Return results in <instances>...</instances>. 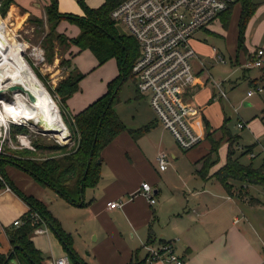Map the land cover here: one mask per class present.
I'll return each instance as SVG.
<instances>
[{
    "label": "crops",
    "instance_id": "0c3cea01",
    "mask_svg": "<svg viewBox=\"0 0 264 264\" xmlns=\"http://www.w3.org/2000/svg\"><path fill=\"white\" fill-rule=\"evenodd\" d=\"M39 1L43 8L36 0H14L11 10L23 8L26 12L42 16L51 0ZM105 1L85 0V3L91 8H98ZM255 2L262 4L264 10V0ZM58 8L61 13L84 14L79 0H58ZM231 8L227 19L229 26L233 25L232 54L229 52V59H226L224 52L220 53L215 46L212 47L213 56L215 54L221 63H227L229 60L241 70V74L231 80L229 85L227 80H230V73L219 80L213 75L211 68L206 67L208 55L212 52L211 47L193 39L191 41L197 52V57L193 60L197 83L188 90L186 100L197 110L191 115L190 122L202 135L198 145L188 151L181 148L174 136L158 121L148 98L140 94L135 86L134 99L145 100L151 108V113L145 111V106H135L134 115L129 114L126 117L121 108L118 109L121 101L115 106L129 130L119 133L103 149L101 178L96 185L85 188L83 202L86 204L69 203L55 190L44 186L16 165L6 163L3 166L9 180L19 191L33 195L48 205L63 229L72 235L75 243L73 248L82 264H167L162 261L151 262L147 249V245L160 246L167 242L172 243L174 252L184 259L183 264L262 262L264 198L260 199L257 195L263 196L264 184L233 181L234 188L229 191L214 175L227 160L229 136L224 134L222 127L226 124L232 133L224 105L227 100L231 102L229 93L239 83H246L249 87L244 96L246 109L256 106L260 114L258 118H254L250 113L244 114L246 110L241 113L234 107L237 127L246 130L243 134L232 133L239 138L236 156L243 164L253 163L255 167L264 163V54L262 67L252 64L257 51L264 50V45H256L251 38L254 28L264 35V11L259 12L256 8L249 19L245 32L246 49L242 51L236 45L242 5L240 1H236ZM225 16V12L220 14L207 28L200 31L210 32L208 28L218 20L224 23L227 17ZM259 21L262 23L260 28L256 25ZM74 26L75 29L68 31L69 27ZM57 28H61L62 33L67 32L70 37L80 33V28L67 20H61ZM72 50L75 54L74 64L80 51L76 46ZM239 50L243 52V60L239 59ZM79 71L82 72L80 69ZM118 74L119 72L112 79ZM216 83L224 88L227 97L221 96ZM257 87H262L263 90L257 91ZM107 88L106 86L98 95H89L81 92L80 85V90L67 100L68 114L72 116L82 111L104 94ZM249 91L254 92L249 95ZM255 94L260 95L257 101L252 99ZM240 122L244 124L243 127L239 126ZM143 127H146L145 131L137 137L130 132V129ZM170 137L174 142L170 141ZM215 142L220 143L219 147L226 144L225 161L217 166L213 165L209 175L203 177L199 170ZM249 146L252 150L244 154ZM160 152L169 155L170 164L165 170H160L156 159ZM183 156L189 157L199 166L194 169L180 168L178 162ZM143 182L151 184L155 192V203L151 204L141 192ZM10 188L6 185L0 186V254L4 255L13 251L6 228L14 225L13 222L21 219L29 210V205ZM111 201H119L121 205L111 208L108 205ZM54 203L56 205L51 209L50 204ZM43 235H47L51 241L49 231ZM38 237V233H34L32 240L42 252ZM80 245L87 250L88 259L82 256ZM65 250L63 254L66 253ZM42 254L45 264L48 260L56 258L53 254ZM65 255L69 257L68 253ZM12 261L19 264L17 259L10 260L9 264Z\"/></svg>",
    "mask_w": 264,
    "mask_h": 264
},
{
    "label": "trees",
    "instance_id": "16d2710c",
    "mask_svg": "<svg viewBox=\"0 0 264 264\" xmlns=\"http://www.w3.org/2000/svg\"><path fill=\"white\" fill-rule=\"evenodd\" d=\"M123 1L106 0L98 8H91L85 3V0H79L84 11L83 15L61 13L58 8V0H51L46 7L47 21L50 26V31L45 36L47 46L53 48L54 41H58L60 45L73 44L79 48V51L89 49L96 58L98 65L115 58L119 66V74L108 83L107 91L104 94L82 111L72 115L73 121H69L68 124L72 136L74 135L72 147L53 145L49 150L60 151V154L47 157L33 156L28 150L25 151V154L20 152L11 153L8 156L0 154V186L9 185L29 205V210L21 217L22 224L6 228L13 251L8 255L0 254V264H9L12 259H17L19 264H45L42 252L36 248L32 240L36 228L42 223L50 227L58 236L75 264H82L73 248L72 235L63 229L48 205L33 195L19 191L14 183L9 180L3 166L6 163L16 165L30 173L44 186L55 190L69 203L86 204L83 202L85 188L96 185L101 178L100 168L103 149L119 133L128 129L118 115L115 106L121 101L120 88L122 84L130 78L134 79L135 84L132 68L139 50L134 37L119 35L116 24L111 18L113 9ZM236 1H240L242 5L238 24V48L245 50L247 23L255 12L257 3L255 0ZM236 1L224 11L227 16H225V25H228L227 18L230 16L231 7ZM13 2L14 0H2L3 12ZM64 19L75 23L80 28V33L77 36L67 37L65 33L57 32L59 22ZM40 21L42 23V20ZM61 64L63 66L65 62L62 60ZM84 77L85 73L80 71L75 75L69 74L53 91L60 97L63 111H67V100L80 90V82ZM20 125L22 124L12 126L14 128L13 133L26 130L24 126ZM145 129L146 127L136 130L130 129V132L137 137ZM222 130L224 134L229 136V145L226 163L214 174L216 178L229 191L234 188L233 181L263 185L264 163L258 167H255L253 163L243 164L236 156V144H238L239 138L232 135L226 124ZM34 143L37 149H43V146L37 141ZM219 144V142H215L210 153L205 156L203 166L199 170L201 176L207 177L209 175L211 167L215 164L212 154L218 153ZM251 150L252 147L249 146L243 153H250ZM8 257L9 259H7Z\"/></svg>",
    "mask_w": 264,
    "mask_h": 264
},
{
    "label": "rangeland",
    "instance_id": "374dc122",
    "mask_svg": "<svg viewBox=\"0 0 264 264\" xmlns=\"http://www.w3.org/2000/svg\"><path fill=\"white\" fill-rule=\"evenodd\" d=\"M36 1L40 2V7L43 8L41 1ZM1 2L2 0H0V17L5 20L7 31L6 33L13 34V40L25 46V51L23 53L24 57L30 63L43 85L47 88L52 98L57 103L61 117L68 129V132L66 131L65 127V130H63L62 133L58 132L57 134H51L42 131V128L38 125H35L32 121L19 123L16 119H7V124H4L1 130L2 135L6 138L1 154H6L7 156L14 152L25 154L26 150L30 151V154H33V156L37 157H47L53 154H60V151H52L51 149L49 150V148L53 145H58L60 147L67 145L69 146L68 148L74 145V135L72 136L68 125L69 121H73V117L68 114L67 111H63L64 108L61 105L62 102L60 100V97L56 93H53V91L62 80L68 77L69 74L75 75L77 72H79L80 69L82 72L86 73L85 77L81 80L80 83L82 90L81 92L83 94L98 95L99 92L103 91L106 86L108 87V81L112 79L114 75H116V73L119 72L117 60L115 58H111L104 64L98 65L93 53L89 49H84L77 54L73 64V44L60 45L58 41H54L53 48L45 44V36L50 31L46 10L45 13L40 16L31 12H26V10L23 8H13L11 10L10 4L8 8H5L6 11L3 12ZM262 6V4H257V9L259 12H261V10L264 11ZM40 20H42V23ZM69 22L76 25L71 21ZM256 25L260 28L262 23L259 21L256 22ZM231 26L233 25L231 24L229 26V22L228 25H225V23H223L221 20H218L208 28L210 32L204 33L203 31H198L193 35L192 39L196 40L195 42L197 43L200 42L209 45L211 47V50L212 47L215 46L218 49V52H224L226 54V59H229V52H231V47L234 43L233 29H231ZM75 28V26L69 27L68 31H72ZM61 30V28H57V32L62 33ZM64 33L67 37H70L67 32ZM251 38H253V41L256 43V45H264V40L260 39L264 38V35L260 34V30H256V28H254ZM236 45L238 46V39L236 41ZM34 49H37L39 51L41 55L40 59H37L32 54V51ZM242 51L239 50L240 60H243ZM213 53L214 51L212 50V52L208 55V65H206V67L208 66L209 68H211L213 75L219 80L230 73V80H227L229 85L231 83V80H234V78H236L238 74H241V70L237 66L233 65L229 60L227 61V63H221L219 61V58L215 56V54L213 56ZM62 60L65 62V65L63 66L61 64ZM248 89L249 87L246 83H239L235 88L232 89L233 91L229 93L231 102L227 100L224 105L225 112L229 118L228 124L234 135L238 133L243 134V132L246 131L237 127V114L234 107H237L238 111L241 113L242 110H246V113L244 114L250 113L251 115H254V118H258V115L260 114L256 106H249L248 109H246L245 107L244 96H246ZM134 94V79L130 78L125 81L120 88L121 102L120 104H118V109L121 108L123 115L128 117L129 114L134 115L133 112H135V106H145V111L150 114L151 108L148 106L147 102H145V100L143 99L142 101H136L134 99ZM259 97V94H255L252 99L254 101H257L259 100ZM12 101V90H8L4 93L0 92V109L2 108L4 102ZM138 112L141 114L140 111ZM244 114L242 115L245 117ZM256 120L258 121L259 119ZM19 124H22L20 126H24L26 130L19 133H13L14 128L12 126ZM22 135L25 137H21ZM36 141L43 146V149H37L34 143ZM170 141L174 142L171 137ZM212 155L213 160L216 161L214 166L223 163L226 157V144H221L218 148V153H214ZM178 165L182 169H194L195 167L199 166L196 163L192 162L191 159L187 156H183L182 159H180V161L178 162ZM6 186L10 188L9 185ZM257 197L263 199L264 194L262 197L259 195H257ZM55 205L56 203L50 204L51 209L55 207ZM46 227L50 233L51 241H49L47 235L38 233V239L42 244V246L40 247L42 252L48 255H56V258H59L62 255L68 253L64 249L62 242L53 232V230L48 226ZM73 245L75 246V243H73ZM63 250H65V254H63ZM80 251L82 253V256L85 259H88L87 250L83 245H80ZM77 252L79 254L78 250ZM11 264H15V262L12 261ZM70 264H75L74 260L71 257Z\"/></svg>",
    "mask_w": 264,
    "mask_h": 264
},
{
    "label": "built area",
    "instance_id": "2783aa9c",
    "mask_svg": "<svg viewBox=\"0 0 264 264\" xmlns=\"http://www.w3.org/2000/svg\"><path fill=\"white\" fill-rule=\"evenodd\" d=\"M234 1L124 0L111 12L115 24L121 25L138 43L139 53L132 68L137 91L148 98L158 121L185 150L193 148L202 140V135L190 122L191 115L197 112L196 107L186 100L188 90L197 83V74L193 68L197 52L191 41L196 32L207 28ZM263 54V49L257 51L252 62L254 66H263ZM216 85L221 96L227 97L224 88L219 83ZM256 90L262 91L263 88L257 87ZM254 91H249V95ZM239 126L243 127L244 124L240 122ZM0 139L1 154L6 139L2 133ZM156 159L160 170L168 167L169 155L166 152H160ZM141 192L151 204L156 202L150 183L143 182ZM108 205L114 208L120 206L121 202L111 201ZM13 224L19 226L22 220L16 219ZM47 231L45 225H40L35 233ZM147 249L151 262L184 263V259L174 252L172 243L147 245ZM46 264H70V259L64 255L48 260ZM260 264H264V256Z\"/></svg>",
    "mask_w": 264,
    "mask_h": 264
},
{
    "label": "bare ground",
    "instance_id": "6f19581e",
    "mask_svg": "<svg viewBox=\"0 0 264 264\" xmlns=\"http://www.w3.org/2000/svg\"><path fill=\"white\" fill-rule=\"evenodd\" d=\"M6 32L5 20L0 17V92H7L12 85H20L33 93L36 101H31L27 92L12 90L13 101L4 102L0 109V133L7 119H16L19 123L32 121L35 125L42 123L45 130L53 131L51 134L62 133L66 125L57 103L24 57L25 46ZM32 54L41 58L37 49Z\"/></svg>",
    "mask_w": 264,
    "mask_h": 264
},
{
    "label": "water",
    "instance_id": "95a60500",
    "mask_svg": "<svg viewBox=\"0 0 264 264\" xmlns=\"http://www.w3.org/2000/svg\"><path fill=\"white\" fill-rule=\"evenodd\" d=\"M116 29L118 30L120 36L128 35L127 32L122 28L121 25L117 24V25H116ZM14 89H19V90H21V91H23V92H27V93L29 94L30 100L33 101V102L36 101V96H35L33 93H31V92H29L28 90H26L23 86H20V85H12V86L9 88V90H14ZM38 126L42 128V131H45V132H47V133H48V132H49V133H52V132H53V131L45 130V129L42 127V123L39 124Z\"/></svg>",
    "mask_w": 264,
    "mask_h": 264
}]
</instances>
